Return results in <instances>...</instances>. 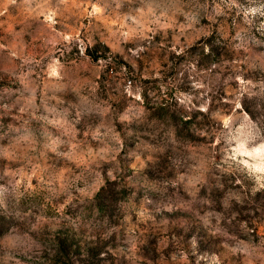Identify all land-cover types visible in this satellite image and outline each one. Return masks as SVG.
Returning a JSON list of instances; mask_svg holds the SVG:
<instances>
[{"label": "rangeland", "instance_id": "obj_1", "mask_svg": "<svg viewBox=\"0 0 264 264\" xmlns=\"http://www.w3.org/2000/svg\"><path fill=\"white\" fill-rule=\"evenodd\" d=\"M0 264H264V0H0Z\"/></svg>", "mask_w": 264, "mask_h": 264}]
</instances>
